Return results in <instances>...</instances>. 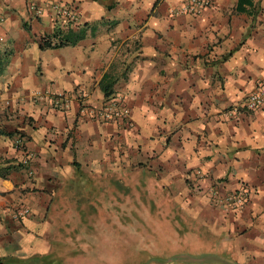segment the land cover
Returning a JSON list of instances; mask_svg holds the SVG:
<instances>
[{
    "label": "crops",
    "instance_id": "crops-1",
    "mask_svg": "<svg viewBox=\"0 0 264 264\" xmlns=\"http://www.w3.org/2000/svg\"><path fill=\"white\" fill-rule=\"evenodd\" d=\"M46 1L0 0V164L26 168L0 180V261L31 264L46 254L42 213L52 198L144 164L160 189L184 197L190 188L184 212L208 234L194 232L189 251L179 242L177 262L264 264V109L240 108L264 79V0L243 12L237 0H210L200 17L171 13L186 0H114L108 11L109 0H74L79 22L68 27L51 13L34 17L30 6ZM78 29L86 34L76 46L39 48L46 35ZM106 72L116 79L109 98H122L131 128L82 112L109 99L99 89ZM47 91L69 94V108L32 98ZM197 169L210 177L197 180ZM241 186L251 195L236 213L201 196ZM18 208L33 217L14 218ZM203 212L212 218L198 219Z\"/></svg>",
    "mask_w": 264,
    "mask_h": 264
},
{
    "label": "rangeland",
    "instance_id": "rangeland-1",
    "mask_svg": "<svg viewBox=\"0 0 264 264\" xmlns=\"http://www.w3.org/2000/svg\"><path fill=\"white\" fill-rule=\"evenodd\" d=\"M72 1L68 3L48 0L41 4H32L30 7L34 17L41 18L44 13H51V17H55L57 22L60 21L62 26L68 27L79 22V12L75 7V1ZM112 2L114 0H109L104 6L101 5L103 10L108 11L107 6ZM54 5L73 9L75 13L73 19L69 21L58 16ZM1 64L4 63L1 61ZM47 94L49 99H45ZM54 95L56 94L47 91L38 99L46 105L49 104V108L59 111L53 108L50 102ZM32 98L36 97L32 96ZM115 98L122 99L118 95H115ZM121 124L125 128L132 127L133 121L129 113L127 122L122 121ZM17 137L23 139V135L17 132L12 140L13 147ZM125 170L127 172H122L120 176L109 175L103 180L92 178L90 186H94L93 192L97 195L89 193V196L86 195L84 191H81L85 187L82 185L80 189L82 193L69 194L63 200L64 204H58L59 211L49 212L48 210L42 213L45 228L44 233L41 234L42 250L46 248L47 251L44 255L36 256L31 264H193V260L184 259V262L179 263L176 259L182 254L178 249L179 242L183 241L180 250L184 247L189 251L192 247L194 232H198L197 235L201 238L208 237L204 228H193L192 223L195 216L191 212H184L183 203L191 202L194 198L190 188L184 192L183 197L181 191L176 188L160 189V180L155 179L146 169V171L136 172L133 167H130V172L128 169ZM197 172L202 174L201 178L196 176ZM194 173L196 179L198 178L197 180L201 182L210 177L201 169L194 170ZM116 185L120 188L118 189ZM205 191V193L200 191L201 196L210 203L211 208L216 209L217 207L210 198L211 192ZM182 198L186 201L182 202ZM21 209L26 208L15 210L14 218L15 213ZM210 213L203 212L198 219L212 218ZM220 213L224 215L223 212ZM30 215L29 210V214L16 219L33 217ZM79 221L89 228L81 229L82 227L78 226ZM81 231H87L89 236H82ZM90 241L96 242L94 244Z\"/></svg>",
    "mask_w": 264,
    "mask_h": 264
},
{
    "label": "built area",
    "instance_id": "built-area-1",
    "mask_svg": "<svg viewBox=\"0 0 264 264\" xmlns=\"http://www.w3.org/2000/svg\"><path fill=\"white\" fill-rule=\"evenodd\" d=\"M2 1L7 2L9 0ZM209 7L210 0H186L183 5L172 10L171 13L176 16L189 15L192 17H200ZM54 9L58 16H61L63 19H68L69 21H71L75 15L73 9L71 10L69 7L54 5ZM38 12L40 13V11ZM2 21L3 18L0 16V23H2ZM40 95L41 93H34L32 96L39 97ZM45 96H47L48 99L50 98L48 94ZM50 102L56 110L65 111L69 108L72 101L69 94L58 93L51 97ZM240 108L253 112L264 109V79L256 85L254 91L250 93ZM82 112L103 123H110L112 121L122 123V121L127 122L128 119V113L122 104V100L115 97L108 99L107 102L102 103L97 109L83 107ZM22 144L23 139L17 137L14 141V148L19 149L22 147ZM196 176L201 178L202 174L197 172ZM210 192V198L214 205L231 213L240 211L246 205L251 195L250 189L245 186H241L235 192L226 195H219L214 190ZM27 214H29L28 209H21L15 213V218H22Z\"/></svg>",
    "mask_w": 264,
    "mask_h": 264
},
{
    "label": "trees",
    "instance_id": "trees-1",
    "mask_svg": "<svg viewBox=\"0 0 264 264\" xmlns=\"http://www.w3.org/2000/svg\"><path fill=\"white\" fill-rule=\"evenodd\" d=\"M251 1L252 0H237V7H236L237 11L243 12L244 9L242 8V6L244 4L251 5L252 4ZM114 6H115V3H112V4L107 6V9L111 10L112 8H114ZM24 28L27 31H29V29L27 28V26L25 24H24ZM85 34H86L85 29H78L77 31H68V32H64V33L61 30H58V31L52 33V35H46V36L42 37L40 40L39 48L41 50H48V49H60V48H65V47H73V46H76L80 41H82L85 38ZM4 66H5V63L1 64V61H0V71L3 70ZM115 84H116V79H114L113 76H111L110 72H106L99 82V89H100V91L103 94L105 99H108L112 95V93H113L112 89H113V86ZM23 138H24V135H23ZM11 162L12 161L8 160V161H5L2 164H0V180H6L12 171H20V170L26 169L24 167L23 163L13 164ZM144 167H145L144 165H140L139 167H136V168L133 167V169L136 172L142 171V170L146 171ZM147 171L150 172L149 170H147ZM194 175H195V173H194ZM90 180L86 181V184H85L86 187L81 186V188L83 187L81 189V191H84V193L86 195L88 193L90 195L96 194L93 192L94 186L93 185H91L92 187L90 186V184H91ZM190 181L193 183L195 182L194 180H190ZM191 186H192V184H191ZM116 187L118 189L120 188L119 185L118 186L116 185ZM69 190H71V189H68V193H65V195H58V196L52 198V200H51L52 206L49 209V212L59 211L60 208H59L58 204H64L63 200L66 199L67 195L72 194V193L73 194H80V192H81L80 189H77V188L74 189L73 192L69 191ZM89 194H88V196H89ZM85 224H87V223H85ZM78 226L82 227L81 229L89 228V226H86V225L84 226L82 221L80 222V224ZM80 234L82 236H89V233L87 231H83V232L81 231ZM91 238L89 240H91ZM95 242L96 241H90V243H94V244H95ZM81 243H83V242H81ZM112 243H114V242H112ZM0 264H4V263L2 261H0Z\"/></svg>",
    "mask_w": 264,
    "mask_h": 264
}]
</instances>
